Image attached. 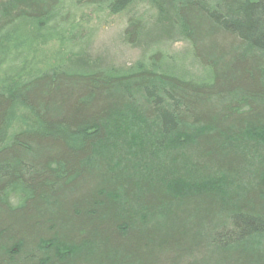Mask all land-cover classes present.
Instances as JSON below:
<instances>
[{
	"label": "trees",
	"instance_id": "trees-1",
	"mask_svg": "<svg viewBox=\"0 0 264 264\" xmlns=\"http://www.w3.org/2000/svg\"><path fill=\"white\" fill-rule=\"evenodd\" d=\"M95 6L187 58L74 65ZM0 264H264V0H0Z\"/></svg>",
	"mask_w": 264,
	"mask_h": 264
},
{
	"label": "rangeland",
	"instance_id": "rangeland-1",
	"mask_svg": "<svg viewBox=\"0 0 264 264\" xmlns=\"http://www.w3.org/2000/svg\"><path fill=\"white\" fill-rule=\"evenodd\" d=\"M138 8L142 12L146 10L143 5H139ZM79 17L81 20L83 19V32L78 34L76 54L71 60L74 65L86 68L103 67L126 70L145 53L155 48L171 53L179 52L187 58V55L184 54L188 50L187 43L173 32L168 23L162 26L148 23L147 31L138 39L137 43L129 44L125 32L129 10L112 14L106 8L87 7L79 12ZM187 60L185 67L191 73L200 70L192 58ZM147 162L150 163V161ZM161 174L163 175V173ZM191 177L198 178L195 174H192ZM153 179L158 180L156 174Z\"/></svg>",
	"mask_w": 264,
	"mask_h": 264
},
{
	"label": "bare ground",
	"instance_id": "bare-ground-1",
	"mask_svg": "<svg viewBox=\"0 0 264 264\" xmlns=\"http://www.w3.org/2000/svg\"><path fill=\"white\" fill-rule=\"evenodd\" d=\"M146 2H143V1H140L139 2V5H143V6H145L146 8H148V5L147 4H145ZM99 7V6H98ZM87 8V7H86ZM99 8H105V6H100ZM85 9V8H84ZM83 9V10H84ZM117 14H119V13H117ZM127 22H128V20H127ZM127 26H128V23H127ZM76 39H78L77 37H75V41H76ZM74 41V42H75ZM73 45V42H72V44H71V41H70V43H69V45H68V47H70L69 48V52H70V54L72 53V51H73V48L71 47ZM150 51H154V49H151ZM169 74H173L174 75V73H172L171 71H169Z\"/></svg>",
	"mask_w": 264,
	"mask_h": 264
}]
</instances>
